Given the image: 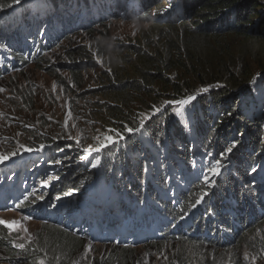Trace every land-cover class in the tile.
<instances>
[{
	"label": "trees",
	"instance_id": "obj_1",
	"mask_svg": "<svg viewBox=\"0 0 264 264\" xmlns=\"http://www.w3.org/2000/svg\"><path fill=\"white\" fill-rule=\"evenodd\" d=\"M84 1L87 3L86 0ZM110 1L115 4H121V2L124 4V11H120V14L125 19L151 24L159 31L168 30L175 34L172 39L164 40L162 51L157 57L134 46L120 48V46L96 45V55L105 61V69L101 68V75L98 76L101 88L92 92L85 91L81 96L84 102L91 100L93 107L90 108L95 109L103 124L120 131L125 136H128L124 132L125 126L137 128L139 123L132 118L134 110L127 107L126 101L122 103V99L118 100L124 92L129 90L138 100L143 99L144 96L145 99L155 100L159 95L179 100L187 95L196 94L201 88L209 89L197 95L196 98L197 102H206L209 105V111L204 110L200 119L197 118V114L190 113L186 125H183L176 116L170 120L159 117V119L148 121L147 132L154 137H161L152 142L156 156L160 158L162 152L168 153V157L161 163L166 165L161 175H158L156 169L150 164L149 151L144 150L142 143L136 137L128 136V139L125 138L119 145H114L103 153L104 180L111 179L110 174L114 168V190H119L127 198L137 196L141 199L143 197V200L137 204L138 207L145 211L148 207L155 205L162 224L167 225L158 233L160 240L146 244L144 250H155L167 243L197 246L206 244L216 250H238L248 236L254 238L251 244L257 243L258 249L264 250V185L259 190L258 183L254 180V172H251L253 167L258 169L264 161L262 159L264 132L260 126L264 118L259 117L257 113L249 116L246 114L247 110L238 106L241 103L238 96L243 92L240 91L241 88L246 92L243 94L253 96V92H250L253 81V78L249 76L251 72L247 73V69L241 62L238 64L239 70H236L230 60L234 59V57L231 58L230 50L227 47L220 45L216 47L212 44L218 43L219 40L224 41L225 37H238L252 40L253 46L256 43L264 46V12H259L261 5L257 0ZM79 2L82 3L83 0ZM43 3L47 11L50 8L56 9V13L48 14L58 15L56 23L49 21L46 31L33 35L32 39L27 38V42L31 43L28 53L11 54L9 57H3L0 54V76L4 72L15 69V65H17L16 69H20L21 65L41 66L45 61L43 57L52 51L44 44L47 41L57 40L64 32L73 29V20L66 12L63 0H44ZM59 3H62L64 7L61 12L58 8ZM9 4H13V0H0V10L9 11L11 9L7 6ZM76 7L81 6L78 4ZM83 8L86 9L89 19H91L92 11L103 9L102 6L95 7L94 4ZM86 21H89L88 18ZM30 22L38 24L37 20L31 19ZM11 34H13L12 31ZM13 44L18 45L17 42ZM3 47L5 45L0 43V50ZM257 49L260 54L253 53L263 64V50ZM110 54L118 57L123 54L130 55L131 62L119 61L120 63L116 64L108 57ZM246 57L247 54L243 53L240 59L245 61ZM127 64L134 67L135 77L123 74L122 67ZM262 66L264 69V65ZM81 71L83 70L76 69L75 65L72 69L69 68L61 80L63 88L73 93H75L73 87L83 89L85 82ZM127 77L131 79L123 82ZM97 97L104 99L98 102L92 100ZM225 98L230 100L227 101ZM112 101L115 104L111 106ZM144 101L140 105H143ZM261 103H263L262 100ZM254 105L257 106L256 102ZM33 140L31 147L35 148L39 146V143L56 144L53 157L46 160V167H52L55 164L53 161L62 158L63 164L56 166L63 181L56 186L57 196H63V193L68 191L77 194L80 189H84L81 186L90 183L93 176L95 177L93 172L83 169L80 164L74 166L78 160H81L83 154L81 149L74 148V142L67 143L59 137L53 139L41 136L33 137ZM233 140L238 141L237 146L223 161L225 167L222 169V174L214 178L215 183L208 190L209 195L205 197L204 202L193 207L195 200L200 198L204 190L202 176L200 179L192 180L186 190L175 192L173 198L159 196L174 187L169 179L170 173L179 177L181 168L193 173L195 157L199 160L201 172H206L207 165L219 158L220 153ZM68 145L71 147H67ZM65 151L67 153L71 151V153L64 157ZM55 153H59L60 156H55ZM208 153L212 155L209 156ZM114 156H117L119 161L114 162L112 159ZM145 164H147V172L144 171ZM74 202L78 203L76 199ZM119 208L122 215L124 205L120 204ZM134 209L137 210L136 207ZM192 211L195 212L193 221L190 216ZM184 220L192 225L191 232L194 231L195 236L184 238L183 233L179 232L178 223ZM39 225L40 241L36 240V246L33 245L24 251L27 257H22L13 263L39 264L38 259L43 258L45 264H71L69 257L73 247L86 243L84 239H81V235L51 221H43ZM209 225H212V232L206 236L203 232ZM200 234L204 238H200ZM208 236L217 238L211 242L213 245L205 243L208 242ZM259 237L261 240H257ZM0 249L7 253L11 261L19 251L3 226H0ZM133 249L135 248L130 243L109 246L108 250L112 253L109 258L110 263L134 264L135 262L131 259L134 255ZM174 264H187V262L180 261ZM233 264H240V261L236 260Z\"/></svg>",
	"mask_w": 264,
	"mask_h": 264
},
{
	"label": "rangeland",
	"instance_id": "obj_2",
	"mask_svg": "<svg viewBox=\"0 0 264 264\" xmlns=\"http://www.w3.org/2000/svg\"><path fill=\"white\" fill-rule=\"evenodd\" d=\"M86 1L87 3H85L84 0L80 3L79 0H63L67 9V14L73 20V29L64 32L57 40L47 41L44 44L47 49L51 48L52 51L43 57L45 61H43L44 63H42L41 66L21 65L20 69H16L17 65H15V69L9 70L7 73L4 72L0 76V88L5 89L4 92H0V153L6 154L11 151H17L18 155L11 158V161L18 157L20 153L25 152L20 148V144L31 147V144L34 143L33 137L36 136L53 139L59 137L67 143H75L76 139H80L81 147H83L90 144L95 145V137L97 135L109 134L107 130L113 129L107 124H103L102 119L97 116L95 109L93 108L92 110L90 108L93 107L91 100L84 102L81 96L85 91L92 92L101 88L99 86L100 81L98 76L101 75L100 69H105V61L102 57L96 55V45L120 46V48L121 46H134L157 57L162 51L164 40L172 39L173 34H175L168 30L159 31L151 24H142L140 22L125 19L122 14H120V11H124V4L122 2L121 4H115L110 0ZM257 1L261 5L259 12H264V0ZM25 2H28V4L15 8L11 13V15L14 14L18 16V23L26 16L28 19L32 17L33 20L43 22L45 27L48 25L49 21H52L54 24L56 23L58 15H48V13H56V9L50 8L47 11L44 9V6L46 7L45 4L41 3L40 5V3L36 1L31 3V0ZM78 4H80L81 7H76ZM93 4L95 7L102 6L103 9L92 11L91 19H89V15L83 7L93 6ZM58 8L64 10L63 4L59 3ZM59 11L61 12V10ZM4 12L0 10V15ZM87 18L89 21H86ZM8 22L13 24L11 26L15 24L14 21L11 22L10 17L8 18ZM43 24H33V26L38 27V29L31 33L37 34L43 32ZM21 34H23L24 46L21 49H16L14 52L15 55L18 53L26 54L30 50L31 44L26 40L29 32H27V30H25L24 33L20 31L18 36H21ZM45 39H47V37H45ZM251 42L252 40H244L238 37H225L224 41L219 40L218 43L212 44L216 47L217 45L227 47L230 50L231 58L234 57V59L230 60L234 64L236 70H239L238 64L241 62V64H244L243 67L245 66V69H247L246 72H251L249 76L253 78V81L250 86V92H253V96H246L243 94L246 92L241 88L240 91L243 92L238 96L241 100L238 106L243 110H247L246 114H249V116L252 113H257L259 117L263 116L264 118V69L262 66L264 65V46L261 43H256V45L253 46ZM9 47L13 49L16 46L11 43ZM257 48L263 50V64L260 63L258 57H255L256 54H260ZM243 53L247 54L245 61L240 59ZM108 57L116 64L124 61L131 62L132 58L130 55L127 56L125 54L120 57L115 54H110ZM131 64L123 65V74L135 77V69ZM73 65L76 66V69L83 70L81 72L84 74L85 82L83 89L73 87L75 93L64 89L61 84L62 78L65 77L69 68H73ZM129 79L131 78H125L123 82ZM119 98L118 100L122 99V103L126 101L127 107H131V110H134L132 112V118L138 121V123L139 114L150 113L152 105L160 107L166 100H175L164 95L157 96L155 100L145 99V96L143 99L138 100L136 95L130 92V90L124 92ZM103 99V97H97L92 100L98 102ZM225 99L227 101L230 100L227 98ZM261 100L263 103H261ZM26 101L27 104H25ZM142 101L145 103L140 105ZM254 102H256L257 106L254 105ZM114 104L115 102L112 101L111 106ZM29 106H31V108H29ZM177 109H179V115L176 114ZM204 110L209 111V105L206 102L199 103L194 100L188 106L181 107L169 105L161 113L155 115V119L163 117V119L170 120L176 116L183 125H186L188 124L190 113L197 114V118L200 119ZM25 125H30V127H25ZM43 126H45V128L42 129L41 127ZM260 126L264 132V119ZM84 128L88 129L85 130ZM17 133H20V135H17ZM68 137H73V139H68ZM125 137L126 139L129 138L128 136ZM130 137H136L139 141H145L147 145L161 138L149 134L146 127L136 132L135 135L132 134ZM119 143L115 145H119ZM41 144L45 145V143H39V146ZM31 148L35 149V147ZM74 148H77L76 145ZM50 151L52 150L49 148L46 152L43 150L40 151V153L47 158V154ZM72 151L74 152V150ZM32 152L34 153L14 163H19L23 159L34 161L39 153L35 150ZM69 153H71V151H68V153L65 151V156L69 155ZM165 158L166 154L164 153L163 159ZM14 163L6 164V166L0 163V169L6 170V168L11 165L12 171ZM153 163L155 164V168H161L162 164L159 163L158 159L154 156ZM31 164L32 162L30 165ZM35 164H39V162L36 160ZM30 165L28 164L26 166L30 167ZM26 173L28 174L22 173L25 175L24 179L29 177L32 184L30 192L25 194V197H28L27 200H22V204L21 201L14 200L11 206V203L6 202V198L10 197L4 195V193L0 196V209L7 208L8 206L14 209L8 211L0 210V219L6 221L16 220L20 222V227L16 231H9L3 225H0L7 230V235L13 239L14 246L19 249V251H15L17 254L13 256L14 260L12 259V261L11 258L6 255L7 253L3 249H0V264H15L13 261H17L22 257H27L24 251L33 247V245L36 246V240L38 242L40 241L38 234L40 228L39 223L43 221H51L58 225L66 226L72 231L79 233L81 239L85 240L86 243L73 247V252L71 257H69L71 264H111L109 258L112 256V253H110L108 247L119 246L121 243H126L125 241H119L120 238H125L127 243L132 244L135 248L133 249L134 255H132L131 258L132 261L135 262L134 264H174L180 261L187 262V264H233L236 260L240 261V264H264V250L258 249L257 243L251 244L250 242L254 241V238L250 236L247 237L244 244L241 245L238 250H216L206 244L197 246L184 243H167V245L155 250H144L146 244L160 240L158 233L163 231L167 225L163 223L160 229L156 231L157 226L162 222L159 219L156 206L152 205L145 209V211H142L137 205L139 202L135 205L137 210H131L128 206L124 205L122 215L125 219H128L129 222L132 220L142 221L139 225L140 227L136 226L132 228L128 223L124 227L119 226L117 234H113L110 237L107 236L108 239H104L103 234H101L100 230L96 229L95 226L101 228L99 226V221L101 219L107 220L108 217L105 215V210L100 212H95L93 210L102 205H106L113 206L112 209L117 212L118 209L116 208V204L119 203L120 196L115 197L111 193V197L108 198V200L103 197L97 202L85 200L83 197L82 200H80V196H76L75 199L78 203L72 201L67 205H60L59 209L54 208L56 207L55 205L54 207H50L49 210H46L44 201H48L50 198L55 199L57 196L56 186L63 183L61 176L56 174L57 172H55L52 167H46V165L40 168L38 167L37 169L28 170ZM8 174L9 173L6 172L2 177L5 182L8 180ZM45 180L48 181L47 187L42 186V182ZM254 180L258 183V189H262L264 185V161L260 168L254 173ZM52 184H55V190L50 195L49 191ZM14 189H16V187L13 186V190ZM7 190L10 193L8 188ZM94 191L97 193V186ZM106 194L108 193L104 192V196ZM41 195L44 197L43 200L39 199ZM98 195L100 196L99 192ZM89 199H91V197H89ZM2 204L5 206H2ZM17 204H20L19 208L15 207ZM191 214L194 215L195 212L192 211ZM147 216H151L150 224L146 222ZM178 226L180 228L179 232L183 233L184 238L196 235L194 231L191 232L192 225H189L185 220L178 224ZM188 226H190V228H188ZM81 228L84 230H81ZM24 229H27V231ZM211 230L212 225H209L203 234L206 236L210 235L212 232ZM199 236L200 238H204L201 234ZM215 240H217V238L208 236V242L205 243L213 245L211 242ZM257 240H261V237ZM21 243L25 245L24 249L17 247V245ZM89 246H91V250H89ZM47 256L49 255H46V257ZM48 258H50V256ZM38 260L44 261L43 258ZM20 264L25 263L21 262Z\"/></svg>",
	"mask_w": 264,
	"mask_h": 264
},
{
	"label": "snow or ice",
	"instance_id": "obj_3",
	"mask_svg": "<svg viewBox=\"0 0 264 264\" xmlns=\"http://www.w3.org/2000/svg\"><path fill=\"white\" fill-rule=\"evenodd\" d=\"M23 2V0H13V4H21ZM13 4H9L7 5L8 7H12ZM170 6V5H169ZM209 89L208 88H201L198 90V92L196 94H191V95H187L186 97L179 99V100H166L163 102V104L160 107H157L156 105H152L151 106V111L148 114L145 113H140L139 114V127L137 128H132V127H128L125 126L124 127V132L128 134V136L130 137L132 134L141 131V129L144 128L145 122L149 119H151L153 116L161 113L163 110H165L169 105L172 106H188L190 105L194 100H196L197 95H199L200 93H205L207 92ZM5 89L0 88V92H4ZM177 115H179V109H177L176 112ZM70 115V113H69ZM25 127H30V125H25ZM107 132L109 134H100L97 135L95 137L96 143L95 145H87V146H83L81 147V140L80 139H76L75 140V145L78 149H81V151L84 153V156L82 157L83 159H88L89 156H91L93 153H99L101 152L105 147L108 146H112L115 144H118L120 140H124L126 137L124 134H122L120 131L116 130V129H108ZM17 135H20V133H17ZM68 139H73V137H68ZM238 141H231L229 143L228 146H226V148L220 153L219 158L214 159L212 162H210L207 165V171L206 172H202V185L204 190L201 192L200 194V198L195 200L193 207L201 204L202 202H204V199L206 196L209 195V189H211L215 183L214 178L221 175L222 174V169L225 167V165L223 164V161L227 159L228 154L232 153L233 149L236 148ZM45 147H47L44 144H41L39 146L38 149H33L31 147H27L24 144H20V148H22L25 152H32V151H43L45 149ZM67 147H71V145H68ZM60 151H63V149H60ZM16 155H18L17 151H11L8 153H0V163H4L5 161L15 157ZM207 155L211 156L212 153H208ZM67 159V157H66ZM99 159H95V161L93 162L92 160H89V163H92V167L95 168L97 167V165L99 164ZM53 163L55 164H60L62 163L61 160H55L53 161ZM144 171L147 172L148 168H147V164H145L144 166ZM257 169L255 167H253L251 169V172H256ZM42 186L43 187H47L48 186V181L45 180L44 182H42ZM73 191H68L63 193V196L67 197V196H71L73 195ZM25 200L28 199V197H24ZM39 199L43 200L44 197L43 195H41L39 197ZM57 200L62 199L61 196H57L56 197ZM34 202V201H33ZM23 203V201H21V204ZM16 208L20 207V204H17L15 206ZM3 211H8V210H14L11 206L4 208V209H0ZM30 218V217H29ZM183 218V217H182ZM0 225H3L5 228H7L9 231H16L19 227H20V222L13 220V221H6L3 219H0ZM25 231H27V229H24ZM17 247L24 249L25 245L23 243L17 245ZM89 250H91V246H89ZM39 264H44V261L41 260L39 261Z\"/></svg>",
	"mask_w": 264,
	"mask_h": 264
},
{
	"label": "bare ground",
	"instance_id": "obj_4",
	"mask_svg": "<svg viewBox=\"0 0 264 264\" xmlns=\"http://www.w3.org/2000/svg\"><path fill=\"white\" fill-rule=\"evenodd\" d=\"M25 1H27V0H23V2H25ZM38 2L40 3V5H41V3L44 4L41 1H38ZM19 6H20V4H15V5H13L11 7V10L12 9H15V8H17ZM6 12L7 11H5L4 13H2V15H4ZM10 20H11V22L14 21L15 24H17L16 20H18V16H15L14 14H12L10 16ZM152 119H155V116H153L151 119L147 120L145 122L144 127H146L148 121H150ZM134 135H135V133H134ZM53 149L54 148H50V150H53ZM31 162H32V164L30 165ZM34 162H35V160L33 161V160H29V159L28 160L27 159H23L19 163L13 164L12 171H11V165L8 166L6 168V170L0 169V186H3V187L8 188L9 191H10V193L12 192L15 197H19L20 195H23L26 192V190L27 191H30L31 190V187H32L31 180L29 179V177L27 179H24L25 178V175H23L22 173H25L27 175L28 173H26V172L28 170H33V169H37L38 167L39 168L41 167V166L36 165ZM28 164L30 165V167L29 166H26ZM6 172L9 173L8 174V180H7V182H5V180L2 179V177L4 176V173H6ZM10 174H11V176H10ZM10 178H11V180H10ZM23 183L26 184V189L24 187H21L23 185ZM13 186L16 187V189L13 190ZM54 186H55V184H52V186L50 187V191H49L50 194L53 193ZM61 202H63V200H61V199L60 200H57V199H52V198H50L49 201H48V203L50 204V206H55L56 205V207L57 206L59 207V204ZM112 207L113 206H108V211ZM112 213L114 215L115 214V211H112ZM116 230L117 229H116V226H115L114 220H113L112 224L110 226H108L104 230V234H105L104 237L107 238V236L111 235L112 233H115Z\"/></svg>",
	"mask_w": 264,
	"mask_h": 264
},
{
	"label": "clouds",
	"instance_id": "obj_5",
	"mask_svg": "<svg viewBox=\"0 0 264 264\" xmlns=\"http://www.w3.org/2000/svg\"><path fill=\"white\" fill-rule=\"evenodd\" d=\"M125 140V139H124ZM120 141H122V140H120ZM192 141L194 142V139H192ZM141 143H142V145H143V148H145L146 146H148L147 145V143H145V141H140ZM149 143V142H148ZM149 145H153L152 143H150ZM114 145H112V146H108V147H105V149L107 150L108 148H111V147H113Z\"/></svg>",
	"mask_w": 264,
	"mask_h": 264
}]
</instances>
